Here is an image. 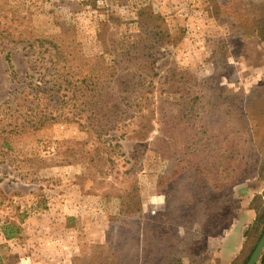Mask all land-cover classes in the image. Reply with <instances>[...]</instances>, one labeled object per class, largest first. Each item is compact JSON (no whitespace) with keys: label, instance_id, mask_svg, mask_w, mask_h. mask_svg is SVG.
<instances>
[{"label":"rangeland","instance_id":"374dc122","mask_svg":"<svg viewBox=\"0 0 264 264\" xmlns=\"http://www.w3.org/2000/svg\"><path fill=\"white\" fill-rule=\"evenodd\" d=\"M154 25L167 39L140 118L110 68L122 39ZM56 51L83 75L107 66L100 94L119 116L82 128L67 105L39 129L11 126L38 52L43 96L55 110L68 99L49 91ZM257 196L264 206V0H0V264H242Z\"/></svg>","mask_w":264,"mask_h":264},{"label":"trees","instance_id":"16d2710c","mask_svg":"<svg viewBox=\"0 0 264 264\" xmlns=\"http://www.w3.org/2000/svg\"><path fill=\"white\" fill-rule=\"evenodd\" d=\"M157 28V25H154L152 27L153 31H140L128 39H122L114 49V62L110 68L114 70L112 76L114 74L116 78H114V81L118 85L117 92L121 91L123 94L122 103H128L138 108V114L136 116H139L140 118L144 116L146 117V114L142 113L143 109L141 106V102L144 99L142 93L143 82L141 79L144 76L143 72L151 73L153 70L151 62L152 54H154L158 44L167 39V35L164 34L165 31ZM148 32L150 34H147ZM6 59L12 68L10 54L6 55ZM66 59L67 58L63 56L61 51H56V53H54L53 56L50 55L47 60L54 69L53 74L58 76L56 84L49 89V91H55L58 93L63 91L65 93L64 97H68L66 101H64L65 98H61V104L59 102L57 104V109L55 110L52 109L49 102H47V97L43 96L44 93H47L44 88H42L47 82L45 73H42L45 65L44 62L46 61H44V56L41 53L38 52L34 55V63L31 65V70L34 74L28 75L31 80L32 78H35V81H30L29 83L33 92L20 91L19 95L15 97V101L10 103L13 104L18 102L16 104L17 109L15 110H19L18 106H21L19 102L20 99H23L28 103L25 111H18L20 115L16 118L17 121L10 123L12 127L15 126L17 130L22 131L39 129L45 126L48 122L63 117L64 114L61 113V110L67 105H72L74 108H77L78 111L74 114L75 117L77 116V119L68 117H63V119L68 121L70 119L72 121L75 120L82 128L91 127L93 123L89 120H91V117L99 114L106 117L109 113L113 118L119 116L120 104L115 101V97L111 91L109 90L108 95L107 93L102 96L100 94V91H103L106 87L105 83L108 80L106 72L107 66H102L101 70L97 73L96 71L98 69L93 66L88 69L85 75H83L81 69L79 71H74L72 69V63L68 65ZM62 62H64L63 65H61ZM122 63H126L127 65L122 68ZM85 64L89 65V63ZM119 68L123 70V75H118V77H116L115 72H117L116 70ZM107 105L109 106V111L107 113H100L101 110H105ZM54 111H56V115H54ZM131 116H133V114H131L130 117ZM82 120L86 122H82ZM142 124L143 121L140 122V125ZM147 124V122H144L141 129L137 131L139 134L137 135V138L143 139L151 132L153 125L149 122V128L145 129ZM258 196L254 197L251 203L252 208L256 211V216L240 253V257H243L242 264L247 263L264 232V206H259L255 203ZM5 235L8 238L13 236L14 233L10 235L6 232ZM259 264H264V254L261 257Z\"/></svg>","mask_w":264,"mask_h":264},{"label":"water","instance_id":"95a60500","mask_svg":"<svg viewBox=\"0 0 264 264\" xmlns=\"http://www.w3.org/2000/svg\"><path fill=\"white\" fill-rule=\"evenodd\" d=\"M263 254H264V232L246 264H259Z\"/></svg>","mask_w":264,"mask_h":264}]
</instances>
